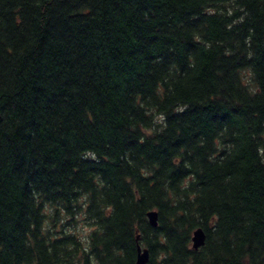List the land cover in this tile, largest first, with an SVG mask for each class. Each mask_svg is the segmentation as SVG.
Returning a JSON list of instances; mask_svg holds the SVG:
<instances>
[{
	"label": "trees",
	"instance_id": "16d2710c",
	"mask_svg": "<svg viewBox=\"0 0 264 264\" xmlns=\"http://www.w3.org/2000/svg\"><path fill=\"white\" fill-rule=\"evenodd\" d=\"M137 245L264 264V0H0V264Z\"/></svg>",
	"mask_w": 264,
	"mask_h": 264
},
{
	"label": "water",
	"instance_id": "95a60500",
	"mask_svg": "<svg viewBox=\"0 0 264 264\" xmlns=\"http://www.w3.org/2000/svg\"><path fill=\"white\" fill-rule=\"evenodd\" d=\"M147 219L151 226L157 225V212L155 210H150L147 212ZM204 231L202 228H196L191 236V242L193 248H198L204 243ZM148 260L147 249L142 248L140 245H137V256L136 264H146Z\"/></svg>",
	"mask_w": 264,
	"mask_h": 264
},
{
	"label": "rangeland",
	"instance_id": "374dc122",
	"mask_svg": "<svg viewBox=\"0 0 264 264\" xmlns=\"http://www.w3.org/2000/svg\"><path fill=\"white\" fill-rule=\"evenodd\" d=\"M78 229H79L80 233H84L83 228L81 227V225H78Z\"/></svg>",
	"mask_w": 264,
	"mask_h": 264
}]
</instances>
